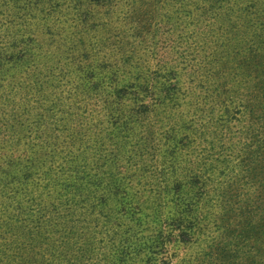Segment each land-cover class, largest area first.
<instances>
[{"label":"trees","instance_id":"trees-1","mask_svg":"<svg viewBox=\"0 0 264 264\" xmlns=\"http://www.w3.org/2000/svg\"><path fill=\"white\" fill-rule=\"evenodd\" d=\"M235 1L218 34L216 68L201 69L207 86L200 98L191 101L168 71L159 88L170 125L156 176L164 193L152 191L140 166L152 151L134 68L119 88L94 85L108 94L102 111H64L48 61H38L46 56L35 45L0 44V264L150 260L162 213L173 246H195L209 261L222 252L216 209L224 218L242 213L251 182L234 175L237 156L255 142L264 149V0ZM243 93L252 122L242 124L234 150L225 140ZM182 105L189 110H171Z\"/></svg>","mask_w":264,"mask_h":264},{"label":"rangeland","instance_id":"rangeland-1","mask_svg":"<svg viewBox=\"0 0 264 264\" xmlns=\"http://www.w3.org/2000/svg\"><path fill=\"white\" fill-rule=\"evenodd\" d=\"M234 3L235 0H0V44L24 48L35 45L37 54L46 56L38 61H48L56 99L64 111H102L101 100L107 92L95 86L106 82L119 88L125 84L123 72L134 68L147 112L141 123L148 134L147 148L152 151L140 166L148 176L144 182L152 183L155 193H164L165 184L156 176L163 170L160 165L165 156V126L170 125L165 120L168 112L160 103L159 88L165 90L168 71L183 90L190 92L191 101L200 98L207 86L201 69L207 72L216 68L220 56L217 51L222 49L218 34L226 28L228 9ZM248 105L244 93L234 101L239 118L231 123L232 133L225 140L234 150L242 140L237 135L242 124L252 122L244 110ZM171 110L187 112L189 108L182 105ZM252 129L259 131L255 126ZM250 148L254 152L249 158ZM242 149L234 175L245 176L251 182L246 186L242 213L224 218L216 209L217 225L224 232L222 252L213 251L209 261L198 258L195 246H173L165 240L168 227L162 213L154 229L158 238L151 244L158 248L150 260L137 258L132 264H264V149L256 142ZM233 201L237 202V198ZM210 225L208 229L213 231ZM204 239V243L211 244Z\"/></svg>","mask_w":264,"mask_h":264}]
</instances>
